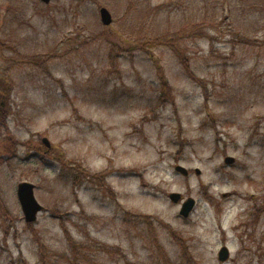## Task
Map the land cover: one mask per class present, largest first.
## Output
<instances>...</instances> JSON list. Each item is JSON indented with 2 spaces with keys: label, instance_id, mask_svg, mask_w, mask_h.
Masks as SVG:
<instances>
[{
  "label": "rangeland",
  "instance_id": "374dc122",
  "mask_svg": "<svg viewBox=\"0 0 264 264\" xmlns=\"http://www.w3.org/2000/svg\"><path fill=\"white\" fill-rule=\"evenodd\" d=\"M1 84L0 264H264V0H0Z\"/></svg>",
  "mask_w": 264,
  "mask_h": 264
},
{
  "label": "water",
  "instance_id": "95a60500",
  "mask_svg": "<svg viewBox=\"0 0 264 264\" xmlns=\"http://www.w3.org/2000/svg\"><path fill=\"white\" fill-rule=\"evenodd\" d=\"M55 0H41L44 4H50ZM100 21L101 23L108 27L113 24V16L111 12L106 8L102 7L99 11ZM43 144L50 149L51 144L47 138L43 139ZM233 157H227L225 159L226 164H233L234 163ZM175 170L182 174L183 176L189 175V170L185 167L178 165L176 166ZM199 174L200 171L197 170ZM36 186L33 183L24 181L19 183L17 187V195L21 205L22 213L24 215L25 221L27 224H35L37 223L39 216L44 212L45 207L38 201L35 195ZM170 200L178 204L182 199V195L180 193H171L169 195ZM196 206V201L193 198H189L185 202H183L180 210V215L184 218L190 217L192 211ZM218 259L220 262H227L230 259V251L227 246H223L219 252Z\"/></svg>",
  "mask_w": 264,
  "mask_h": 264
},
{
  "label": "trees",
  "instance_id": "16d2710c",
  "mask_svg": "<svg viewBox=\"0 0 264 264\" xmlns=\"http://www.w3.org/2000/svg\"><path fill=\"white\" fill-rule=\"evenodd\" d=\"M6 89L7 88L5 86H3L2 84L0 85V122L5 123V125H7V117L9 116L10 111H11V100L9 96L7 95ZM14 139L15 138H13L12 140ZM0 207L1 208L4 207L3 203L1 202V192H0ZM33 225L34 224H27V226H33ZM178 241L183 248L184 254L186 255V257H188V253L185 248L186 246L182 243L181 240H178Z\"/></svg>",
  "mask_w": 264,
  "mask_h": 264
}]
</instances>
